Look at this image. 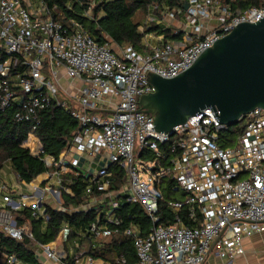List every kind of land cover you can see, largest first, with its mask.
I'll list each match as a JSON object with an SVG mask.
<instances>
[{"label": "built area", "instance_id": "2783aa9c", "mask_svg": "<svg viewBox=\"0 0 264 264\" xmlns=\"http://www.w3.org/2000/svg\"><path fill=\"white\" fill-rule=\"evenodd\" d=\"M185 3L187 8L173 9L152 3L139 26L142 32L148 25L170 28L182 32L181 38L145 33L144 51L126 46L116 52L109 42L91 36L77 19L65 26L55 17L58 6L46 0H0V110L25 96L17 118L35 119L55 103L69 109L80 124L58 161L44 157L47 179L55 177L57 182L41 195L35 194L41 181L22 182L32 194L21 193L19 198L12 185L0 181V228L7 234L17 239L26 233L32 236L26 225H17L13 210L31 207L36 217L46 218L45 203L52 204L44 199L47 192L53 205L65 211L62 191L72 190L62 176L80 161L88 174L89 197L81 207L102 205L105 213V222L99 223V214L88 232L93 240L120 232L131 237L137 253L133 264H205L212 254L232 264L245 254L244 238L264 230V109L243 115V131L228 145L221 143L228 126L212 109L189 117L172 134L157 131L154 117L139 110L140 97L155 90L150 73L175 77L239 23L264 18V5L240 10L222 0ZM92 7L93 3L83 13L89 19L95 18ZM62 73L79 84L63 86ZM36 151L31 150L34 155L42 153L40 140ZM112 164L121 166L126 175L118 190L110 188ZM167 181L179 197L165 199ZM121 195L140 203L150 215L153 225L147 234L135 225L121 228L122 220L113 212ZM26 197L35 201L28 203ZM164 200L174 211L185 210L192 225L181 217L173 223L160 222ZM70 230L65 223L61 232ZM38 248L48 259L60 260L50 243ZM2 258L0 264H28L13 255ZM84 264L128 262L121 256L116 263H98L87 255Z\"/></svg>", "mask_w": 264, "mask_h": 264}, {"label": "trees", "instance_id": "16d2710c", "mask_svg": "<svg viewBox=\"0 0 264 264\" xmlns=\"http://www.w3.org/2000/svg\"><path fill=\"white\" fill-rule=\"evenodd\" d=\"M49 5H57L58 11L55 17L65 26H68L71 18L83 23L86 30L97 41L109 42L123 48L133 46L139 51H144L143 37L145 33L155 32L165 34L166 39L181 38L182 32L175 33L170 28L157 25H148L145 31L139 29L142 20L140 14L147 13L152 3H159L161 8L183 7L187 0H46ZM231 2L233 9L244 10L248 7H261L264 0H222ZM93 3L94 19L84 16V11ZM139 13L136 16V13ZM102 13V14H101ZM101 14V15H100ZM143 19V18H142ZM25 96L13 101L4 110H0V170L4 162L9 161L14 173L20 182L37 185L41 180L38 177L49 170L44 161L45 156H52L56 161L62 151L69 145L73 136L80 130L79 121L72 116L71 111L58 104H51L40 110L35 119H19L16 114ZM241 123V122H240ZM242 124V123H241ZM221 140L222 145L232 144L236 137L243 131V124L232 128H226ZM29 133L37 136L42 145V153L34 155L31 149L24 145ZM37 139L30 137L27 145L37 143ZM110 169L114 175L111 189H121L126 183L124 169L118 164H112ZM38 177V178H37ZM63 184L71 188L72 193L62 191V206L65 211L55 205L45 203V216L36 217L31 207L13 210L14 219L18 226H27L32 233L24 234L22 239H17L7 234L0 228V259L6 255H13L17 259L28 264H47L40 260L38 255V244H48L55 241L62 227L67 223L72 228L70 236L80 235L83 244H86L85 253L94 258L104 259L116 263L117 258L125 256L128 264L137 260V253L131 237L123 232L113 234L103 241L92 244L93 236L88 232L92 222H105V213L102 205H93L82 208L81 205L88 199L86 188L88 185V174L78 166L63 174ZM171 183L166 182L163 186L165 199L179 197L170 189ZM96 195L99 192L96 191ZM119 206L114 213L122 220L121 228L130 225L137 226L142 234H147L153 225L150 215L138 202L127 201L124 195L118 196ZM160 222L173 223L181 217L185 224L192 225V221L185 215V210L174 211L164 201L159 207ZM67 260V259H64ZM67 264L70 261L67 260Z\"/></svg>", "mask_w": 264, "mask_h": 264}, {"label": "water", "instance_id": "95a60500", "mask_svg": "<svg viewBox=\"0 0 264 264\" xmlns=\"http://www.w3.org/2000/svg\"><path fill=\"white\" fill-rule=\"evenodd\" d=\"M149 81L155 90L140 97L139 110L154 117L159 132L172 134L205 109L228 127L240 123L243 115L264 109V18L236 25L177 76L150 73Z\"/></svg>", "mask_w": 264, "mask_h": 264}, {"label": "crops", "instance_id": "0c3cea01", "mask_svg": "<svg viewBox=\"0 0 264 264\" xmlns=\"http://www.w3.org/2000/svg\"><path fill=\"white\" fill-rule=\"evenodd\" d=\"M151 41L153 43H157L158 39L152 38ZM36 145L39 147V143H36ZM78 167L81 170L82 169L84 170L85 169L84 162L80 161ZM9 169H11L12 172H9V171L7 172V170H0V181L12 185L14 187V189L16 190V194L25 193V192H21L19 189L20 186H21V188L25 187L22 184V182H21V185L14 183V181H13L14 178H17V180H19V179H18L17 175L14 173L11 165H10ZM70 169L71 168L69 167L68 171ZM39 176H42L41 182L46 180V182L41 185V188H45L49 184H55L57 182V179H55V177H52L48 180L47 179V176H48L47 172L42 173ZM42 193H43L42 189H39L35 192L36 195H41ZM45 195H46V193H45ZM55 198L58 200L57 194L55 195ZM51 203L53 204V201H51ZM87 208H89V207H87ZM71 230H72V228H71ZM71 230L69 233L60 232L57 239L50 243V245L53 247H56V250L59 252V254H60V260L59 261L55 262L51 259H48L46 257V255L44 254V252L42 251V249L38 248L37 252H38L39 258L42 262L47 263V264H67V260H68V261H70V264H84L85 263V257L87 255H90V254L85 253V250L87 248L86 244H83L84 242L82 241V237L80 235L75 236V237H71L70 236ZM261 235H264V230H262L260 232H255L251 236H247L244 238L243 245L245 248V254L236 258V262H238V264H241L242 262H244V259H245L244 257L248 255L247 254L248 249L251 248L252 246L256 245V243L262 237ZM103 240H105V239L92 240L93 241L92 244L95 245L96 242L103 241ZM64 259H67V260H64ZM76 259L78 260V262H76ZM96 259H97L98 263L109 262V261H106V260L100 259V258H96ZM3 261H4V259L2 258L1 262L3 263Z\"/></svg>", "mask_w": 264, "mask_h": 264}, {"label": "rangeland", "instance_id": "374dc122", "mask_svg": "<svg viewBox=\"0 0 264 264\" xmlns=\"http://www.w3.org/2000/svg\"><path fill=\"white\" fill-rule=\"evenodd\" d=\"M138 13H139V11L136 13V16H137ZM140 15H141L140 16V20H142V18L144 17L143 16L144 14H140ZM110 44L113 46V48H114V50L116 52L120 51L121 48L118 47L116 44H113V43H110ZM62 74H63V77L61 79V84L63 86H68L69 84H72V85L76 86V85L79 84L78 81L72 80L71 78L67 77L65 75V73H62ZM239 125L241 126L242 124L238 123L236 125H233L232 128H235V127H237ZM26 142L27 141H25V143H24L25 145H27ZM34 147H35V149H34ZM34 147L33 146L30 147L32 152H34V153L38 152V151H36L38 146L36 147V144H35ZM9 167H10V163H9V161H6V162H4V165H3L1 170H7V172L8 171L12 172L11 169H9ZM143 174H145V172H143ZM38 177H40V176H38ZM13 181H14L15 184H20L21 185V182H19V180H17V178H14ZM45 182H46V180H44L42 182V184H44ZM19 189H20L21 192H25L28 195L31 194L30 192H28L26 187H22L21 188V186H20ZM41 189L44 190V188H41ZM17 196L19 198V194H17ZM44 199H46V201H53L54 202V198L50 195L49 192L46 193ZM261 236L262 237L256 243V245H254V246H252L251 248L248 249V252H247L248 255L244 257L245 258L244 262H242L241 264H264V235H261ZM205 264H227V261H225L224 259H222V258H220V257H218L216 255H211ZM232 264H238V262H236V259L234 260V262Z\"/></svg>", "mask_w": 264, "mask_h": 264}, {"label": "bare ground", "instance_id": "6f19581e", "mask_svg": "<svg viewBox=\"0 0 264 264\" xmlns=\"http://www.w3.org/2000/svg\"><path fill=\"white\" fill-rule=\"evenodd\" d=\"M30 137H34V139L36 138L37 139V143H39V140H38V138L36 137V136H34V135H28V139L30 138ZM36 144V143H35ZM33 146V145H32ZM34 147V146H33ZM36 147H37V145H36ZM34 149H35V147H34ZM26 201L28 202V203H31V202H33V201H35V198H30V197H26Z\"/></svg>", "mask_w": 264, "mask_h": 264}]
</instances>
